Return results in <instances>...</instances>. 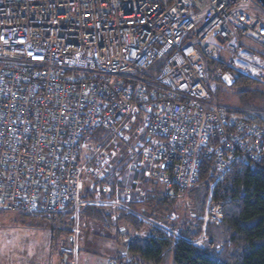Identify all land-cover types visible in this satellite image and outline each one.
I'll return each instance as SVG.
<instances>
[{
    "label": "built area",
    "instance_id": "obj_1",
    "mask_svg": "<svg viewBox=\"0 0 264 264\" xmlns=\"http://www.w3.org/2000/svg\"><path fill=\"white\" fill-rule=\"evenodd\" d=\"M257 53L256 0H0V212L54 222L70 209L76 258L87 206L173 234L128 204L142 206L150 184L183 201L211 161L203 228L220 223L218 185L238 167L264 170V118L210 91L233 86L231 69ZM209 61L223 65L212 77ZM123 173L135 178L111 199ZM203 234L189 243L200 247Z\"/></svg>",
    "mask_w": 264,
    "mask_h": 264
},
{
    "label": "trees",
    "instance_id": "obj_2",
    "mask_svg": "<svg viewBox=\"0 0 264 264\" xmlns=\"http://www.w3.org/2000/svg\"><path fill=\"white\" fill-rule=\"evenodd\" d=\"M257 54L264 62V55ZM161 64L162 62L155 63L150 71L152 73L158 71ZM222 66L220 62L209 61V76L212 77L213 71ZM231 71L235 74L234 87L244 88L257 83L256 78L244 74L237 66ZM255 93L251 89H244L234 95L242 110L259 114L253 117V120L259 123L258 118L264 116L251 104ZM210 94L213 100L218 102L217 96L212 95V90ZM134 178V175L123 173L121 182L114 180L110 198L119 200L126 186ZM213 181L212 162L204 161L200 167L197 185L187 194L193 205L194 212L191 217L185 213L181 197L171 198L160 187L152 184L147 186L149 194L142 206L128 204L131 208L140 210L143 217L167 228L173 234H168L122 211L119 217L112 221L109 210L97 206H87L81 210L80 221L84 219L81 229L85 230L89 228V224H93L103 230L112 231L107 241L124 240L125 249L115 248L114 257L112 259L109 257L107 264L119 262L127 257L132 264H162L166 253L171 251L173 264H264V170L235 168L215 191V198L223 204V217L220 223L207 225L203 234L210 248L201 249L189 243L198 240L201 235L203 212ZM94 196L86 194L84 198ZM19 215L29 218L40 217ZM57 221L60 225L58 229ZM53 223V233L58 231L69 240L73 231L70 209L58 214ZM127 229H131L132 235L126 232ZM81 238L80 242L84 239ZM65 244L66 254L63 260L65 258L70 260L72 249L67 242ZM82 251L83 247L80 246L77 251L79 262ZM93 254L89 252V258Z\"/></svg>",
    "mask_w": 264,
    "mask_h": 264
},
{
    "label": "rangeland",
    "instance_id": "obj_3",
    "mask_svg": "<svg viewBox=\"0 0 264 264\" xmlns=\"http://www.w3.org/2000/svg\"><path fill=\"white\" fill-rule=\"evenodd\" d=\"M255 50H258L255 45H249V52ZM240 61L238 69L244 74L256 78L257 83L244 88L215 84L216 86L212 88V95L217 96V103L220 105L242 109L234 94L244 89H251L256 92L251 104L256 111L264 116V63L258 59L250 58L248 55H244ZM253 114L259 115L258 113ZM182 199L185 202L190 200L188 196ZM83 222L84 219L79 222L78 244L79 248L80 246L83 247L80 261L84 259V262L88 264L89 261L97 260L99 263L107 264V259L114 257L115 248L125 249L123 239L107 241V238L111 237L112 231L103 230L98 226H93V224H89V228L82 230L81 225ZM53 226L54 223L47 218H29L19 214L0 212V264H60L59 261L62 260L63 254H66V252L59 249V244L67 242V245L70 246V242L58 231L53 233ZM59 227L57 221L56 228ZM206 227L203 228L202 224L201 232H205ZM126 232L132 235L131 229H127ZM81 237L84 239L80 242ZM200 248H210L206 239H203ZM89 252L94 253L90 258ZM70 260V264L73 262L78 264L77 257L72 256ZM162 264H173L172 251L166 253Z\"/></svg>",
    "mask_w": 264,
    "mask_h": 264
},
{
    "label": "crops",
    "instance_id": "obj_4",
    "mask_svg": "<svg viewBox=\"0 0 264 264\" xmlns=\"http://www.w3.org/2000/svg\"><path fill=\"white\" fill-rule=\"evenodd\" d=\"M65 259H66V258H65ZM107 260H108V259H107ZM65 261H68V260H63V259L61 260V259H60L59 263L62 264V263H65ZM90 263H92V264H95V263H96V264H103V263H99V262H97V260H94V261H91V262L89 261L88 264H90ZM78 264H86V263L84 262V259H81L80 262L78 261Z\"/></svg>",
    "mask_w": 264,
    "mask_h": 264
},
{
    "label": "water",
    "instance_id": "obj_5",
    "mask_svg": "<svg viewBox=\"0 0 264 264\" xmlns=\"http://www.w3.org/2000/svg\"><path fill=\"white\" fill-rule=\"evenodd\" d=\"M257 2L260 3V5L264 8V0H256ZM69 241H71V239H69Z\"/></svg>",
    "mask_w": 264,
    "mask_h": 264
}]
</instances>
